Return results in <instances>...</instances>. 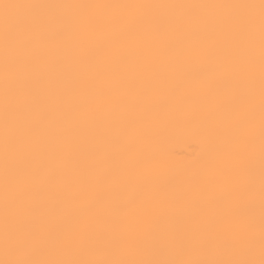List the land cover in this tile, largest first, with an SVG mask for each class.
<instances>
[{"label": "snow or ice", "instance_id": "6c2138e0", "mask_svg": "<svg viewBox=\"0 0 264 264\" xmlns=\"http://www.w3.org/2000/svg\"><path fill=\"white\" fill-rule=\"evenodd\" d=\"M0 264H264V0H0Z\"/></svg>", "mask_w": 264, "mask_h": 264}, {"label": "bare ground", "instance_id": "6f19581e", "mask_svg": "<svg viewBox=\"0 0 264 264\" xmlns=\"http://www.w3.org/2000/svg\"><path fill=\"white\" fill-rule=\"evenodd\" d=\"M195 147V145H190V141L187 140H177L171 146L172 151L177 155L178 159L188 158Z\"/></svg>", "mask_w": 264, "mask_h": 264}]
</instances>
